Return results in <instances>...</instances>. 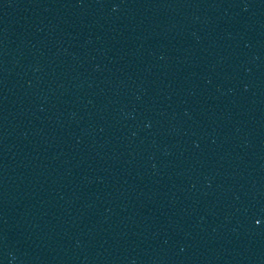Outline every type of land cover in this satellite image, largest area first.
Returning <instances> with one entry per match:
<instances>
[{
  "label": "water",
  "instance_id": "obj_1",
  "mask_svg": "<svg viewBox=\"0 0 264 264\" xmlns=\"http://www.w3.org/2000/svg\"><path fill=\"white\" fill-rule=\"evenodd\" d=\"M0 264H264V0H0Z\"/></svg>",
  "mask_w": 264,
  "mask_h": 264
}]
</instances>
